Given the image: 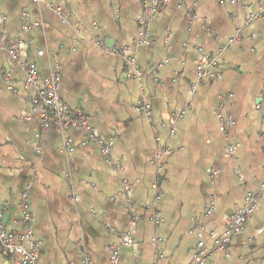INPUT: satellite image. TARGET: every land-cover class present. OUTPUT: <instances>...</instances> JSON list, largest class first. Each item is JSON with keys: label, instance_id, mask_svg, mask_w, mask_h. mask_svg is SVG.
I'll list each match as a JSON object with an SVG mask.
<instances>
[{"label": "crops", "instance_id": "crops-1", "mask_svg": "<svg viewBox=\"0 0 264 264\" xmlns=\"http://www.w3.org/2000/svg\"><path fill=\"white\" fill-rule=\"evenodd\" d=\"M48 1L0 0V43L20 36L19 61L34 62L41 81L60 71V100L88 117L94 139L53 121L42 128L44 109L29 102L34 90L24 85L23 68L0 50L5 227L23 229L25 202L37 264L85 257L92 264H191L198 241L212 249L234 205L264 176V19L243 25L260 0H169L144 26L151 35L144 45L136 43L141 0H64V20ZM238 30L212 67L215 76L199 80L197 48L214 55ZM127 56L142 71L138 81L126 76ZM217 110L233 118L226 136ZM101 144L109 145L112 164ZM0 264H15L1 247ZM206 264H264V191L244 230L224 250H211Z\"/></svg>", "mask_w": 264, "mask_h": 264}, {"label": "built area", "instance_id": "built-area-1", "mask_svg": "<svg viewBox=\"0 0 264 264\" xmlns=\"http://www.w3.org/2000/svg\"><path fill=\"white\" fill-rule=\"evenodd\" d=\"M37 2L39 0H33ZM142 1V14L139 17L140 29L136 37L137 44H148L151 42L150 33L144 28L148 21L154 17L158 8L161 5L167 4L169 0H141ZM48 9L52 12L53 17L56 19H67L70 14L65 7L64 0H50L46 3ZM26 16V13H24ZM264 19V0H260L255 11L248 13L245 18V26L249 25L253 21ZM35 25H40L41 22L38 20L34 23ZM79 27L78 23H75ZM31 27L30 24L24 23L21 26L22 31H26ZM239 38V30L236 32L234 37L230 38L228 42L221 48L219 52L214 55H208L203 53L201 48L197 50L201 53L199 62L197 65V76L199 80L210 79L215 76L212 72V67L220 58L221 53L226 50L229 45ZM21 42L20 36L15 39V41H3L0 43V50L10 53V55L17 61H19V45ZM41 52L39 51V54ZM21 67L25 73L24 85L30 89L34 90L28 100L33 106H40L44 109L41 119L42 128H46L51 121L71 127H77L85 131L86 137L88 139H94V134L89 125L88 117H86L79 109H71L67 105L63 104L60 100V85H61V75L60 71L56 69L50 77L40 80L38 75L37 66L32 61L20 62ZM127 66L126 76L134 80H140L142 71L138 67L136 60L133 56H127L125 59ZM4 78L8 80V73L4 74ZM195 88V86L193 87ZM145 113L149 114V104H144L142 106ZM185 109L179 110L175 113L176 118L183 116ZM216 117L219 123L220 130L226 136L227 129L233 124V118L230 115L224 114L221 110L216 111ZM175 132L174 127L169 128V134L172 135ZM101 153L105 158V161L112 164L109 155V145L101 144ZM227 150L229 153L233 154L236 150L235 143H228ZM164 152L163 147H159L156 150L154 156V163L158 170H160L161 165L159 164L160 158ZM115 169L118 166L115 164ZM216 173V170L213 171ZM161 179L159 175H156L154 185ZM264 191V176L257 183L256 187L245 193L243 197V203L240 205H234L233 210L227 217V228L217 236L212 249L207 248L203 240L198 241L197 248L193 253V258L191 264H206L208 255L211 250H224L228 242L235 235L240 234L246 227L248 220L253 212L255 203L257 199L261 196ZM25 198L26 195L23 194ZM159 199V195L155 196V200ZM152 212V220L157 222L159 217L155 212L152 204L148 205ZM213 209V205L210 203L206 211L210 212ZM23 229L21 231L8 230L3 221L2 213L0 212V247L7 257L15 264H37L40 248L37 241L34 239L33 228H32V215L25 202L22 203V217L20 219ZM156 241V238H152ZM131 240L127 241L130 243ZM28 243V244H27ZM118 260L117 252L113 250L111 261L116 263ZM81 264H92L88 258H83Z\"/></svg>", "mask_w": 264, "mask_h": 264}, {"label": "rangeland", "instance_id": "rangeland-1", "mask_svg": "<svg viewBox=\"0 0 264 264\" xmlns=\"http://www.w3.org/2000/svg\"><path fill=\"white\" fill-rule=\"evenodd\" d=\"M245 21V20H244ZM244 24V23H243ZM202 80H204V79H202Z\"/></svg>", "mask_w": 264, "mask_h": 264}]
</instances>
